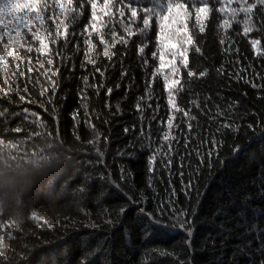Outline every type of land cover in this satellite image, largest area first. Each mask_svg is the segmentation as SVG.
<instances>
[{
  "label": "trees",
  "instance_id": "obj_1",
  "mask_svg": "<svg viewBox=\"0 0 264 264\" xmlns=\"http://www.w3.org/2000/svg\"><path fill=\"white\" fill-rule=\"evenodd\" d=\"M187 3V27L197 41L186 53L188 67L209 70L190 79L180 67L184 91L177 102L194 120L170 110L161 76L147 89L160 63L152 53L164 51L167 61L170 51L158 39L166 22L156 17L148 30L112 49L110 60L93 35L95 66L86 64L87 36L80 35L90 19L88 5L69 27L75 35L52 46V65L35 49L19 50L23 63L6 57L11 67L0 71V251L8 264H79L76 253L88 264H264V54L250 43L258 40L264 50V9L252 14L248 35L240 13L222 45L217 0H209L213 11L204 32L195 21L198 0ZM231 7L239 4L234 0ZM141 26L142 17L133 30ZM117 31L123 34L118 23ZM221 67L223 74L216 71ZM141 209L159 218L160 231L142 235Z\"/></svg>",
  "mask_w": 264,
  "mask_h": 264
},
{
  "label": "snow or ice",
  "instance_id": "obj_2",
  "mask_svg": "<svg viewBox=\"0 0 264 264\" xmlns=\"http://www.w3.org/2000/svg\"><path fill=\"white\" fill-rule=\"evenodd\" d=\"M234 0H217V3L221 6L215 9L224 18L217 25L219 29H223V35L220 39V44H224L227 39V31L232 27V21H235L240 13L244 14L243 20V34L248 35L252 31L250 24L252 23V14L259 8L264 9V0H253L249 3L248 0H235L239 4V8L231 7ZM200 6H193L195 13V21L199 26L200 32L205 31L206 21L209 18V14L213 11L209 6V0H198ZM90 6V19L84 26L83 31L80 33L82 36H87L85 43L87 44V51L85 52V61L91 63L93 66L96 64V60L91 55L96 47L97 43L93 42V35L96 37V41L99 45L103 46L102 55L109 60L116 55V52L112 49L116 48L118 44L126 45L128 38L137 34L145 32L151 26L153 17H156L161 22V32L158 34V39L164 43L162 48L169 49L168 60L166 61L164 51H161L159 55L157 52L152 53L153 59H159L160 63L156 67V70L151 73V78L147 83V89L150 91L152 84L155 82L157 76H161L164 80V91L168 94V106L170 110L175 112H182L183 116L188 120L196 119L195 116H191V109H182L177 102V96L180 92L184 91L182 83L183 77L180 75V67L187 69L186 75L190 79L195 77L197 79L207 76L209 70L204 68L199 72L189 69L188 56L186 53L197 44V41L193 38L192 33L188 30L186 20L192 15L189 12V6L187 0H156L148 6L139 5L137 0H0V71H4L7 74L9 67L6 57H10L13 60L24 62V57L19 54V50L23 49L27 53H31L34 49L39 55H47L49 58L45 61L48 65L53 64L51 59L52 46L59 43L60 40L67 41L69 35H75V32L70 33L69 27L73 25L78 17L83 16L85 6ZM135 5V6H134ZM115 9V10H113ZM126 11L130 13L127 15L125 21ZM201 13L203 14V21L201 19ZM229 16L231 19H229ZM142 17V26L138 30H133V26L137 20ZM183 17V20L180 18ZM107 18V19H105ZM117 23L123 29V34L117 31ZM172 24H176L177 27L169 32H164L165 27H171ZM105 29L108 30L107 37ZM173 37H176L173 42ZM34 42H38V47L34 45ZM253 49L257 55L264 54V50L258 49L257 45L260 44L258 40L250 41ZM79 48V44L76 45ZM146 44H142L138 48V53L143 56L144 48ZM195 51L203 55L201 49L197 46ZM57 57L60 53H56ZM177 57L180 58V62L177 63ZM29 64L31 63L29 59ZM40 68H44V63L37 60ZM144 66L148 67V59L143 60ZM85 64V66H86ZM15 71L11 74L16 75L19 70V63L15 66ZM167 69V71H162ZM29 67V71H32ZM217 72H222V67L216 69ZM46 72L55 74V70L52 68L46 69ZM95 72L103 75V71L100 68H95ZM19 75H24L23 72H19ZM88 77H84L87 83ZM7 82V80H5ZM54 83V82H53ZM256 87L255 84L252 85ZM3 91V90H0ZM27 91V88H25ZM111 93V89H108V94ZM23 99V97H21ZM141 100L144 97L140 98ZM151 99V96H148ZM195 104V102H193ZM199 107V105H195ZM137 111L141 110V104L137 103ZM175 116L169 118L167 124L169 129L173 127V120ZM191 123L188 124L189 130H191ZM230 127V125H225ZM20 131V129H17ZM77 139H79L77 137ZM164 140H168V136L163 137ZM90 143H92L90 141ZM168 152L164 153L165 156L172 152L171 144L167 145ZM239 149H237L238 151ZM98 151V150H97ZM211 155V153H209ZM156 153L150 158V170L151 166L155 165ZM172 161L169 158L167 165H171ZM191 183L188 187L191 188ZM127 208H121L120 212H127ZM141 215L137 217L139 227L142 229V235L149 236L160 231L161 225L159 218L151 213H145L143 209L140 210ZM37 219V217H33ZM42 219V218H38ZM185 221H181L179 226L184 227ZM4 225L0 223V232H3ZM9 240L13 239V236H8ZM4 243V236L0 235V244ZM89 250H86V253ZM53 255V253H49ZM54 255H60L59 251ZM79 258V264H88L86 255L76 253ZM13 259L15 258V250H13ZM19 259L23 261L25 259L23 253L20 254ZM10 257L0 251V264H8ZM41 264H48L47 261H41Z\"/></svg>",
  "mask_w": 264,
  "mask_h": 264
}]
</instances>
